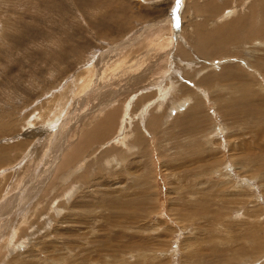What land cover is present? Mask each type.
<instances>
[{
    "label": "rangeland",
    "instance_id": "obj_1",
    "mask_svg": "<svg viewBox=\"0 0 264 264\" xmlns=\"http://www.w3.org/2000/svg\"><path fill=\"white\" fill-rule=\"evenodd\" d=\"M203 1L0 0V264H264V33L195 60ZM257 2L229 0L224 22ZM178 60L182 85L231 67L254 83L188 81L201 108L179 122L191 95L154 101Z\"/></svg>",
    "mask_w": 264,
    "mask_h": 264
},
{
    "label": "bare ground",
    "instance_id": "obj_2",
    "mask_svg": "<svg viewBox=\"0 0 264 264\" xmlns=\"http://www.w3.org/2000/svg\"><path fill=\"white\" fill-rule=\"evenodd\" d=\"M203 1V0H202ZM3 2V1H2ZM183 3V2H182ZM205 3V4H204ZM220 3V4H219ZM203 6H195V11H196V21L197 23H195V26H190L188 28V32L186 33V36L183 34V39H185V41L193 48L192 51L190 52H194L196 53V58L195 60H200L202 59V61L206 60V61H215L216 59H220L222 57H225L229 54H233L232 50L233 47L237 48L240 46H247V44L251 43H255L257 40H263V38L260 36V33H264V1L262 0V2H257L254 6V9L251 13V15L249 16H245L242 18H236V20H231L228 22H224L226 20H229L233 17V13L236 12L235 10H227L225 11L224 14L221 15L223 10L228 9L227 6L229 4V0H204L203 1ZM1 5V4H0ZM183 5V4H181ZM233 7V6H232ZM194 9V8H193ZM233 9V8H232ZM191 10V9H190ZM192 11V10H191ZM240 11V10H237ZM109 13V12H108ZM190 14V13H189ZM191 15V14H190ZM221 15V16H220ZM235 15V14H234ZM216 16H219L217 19ZM120 17V16H119ZM191 18L193 19V15H191ZM212 19V20H210ZM215 19V20H213ZM234 19V18H233ZM121 20V19H120ZM124 20V19H123ZM194 21V20H193ZM224 22V24H220ZM121 23H123L121 21ZM219 23V24H218ZM216 24H218L216 27H214ZM211 26L214 27L212 29L208 28L207 26ZM191 28V29H190ZM186 31V30H185ZM183 30V33L185 32ZM251 38H253V41L251 40ZM259 41V42H260ZM169 42V41H168ZM185 44V43H184ZM258 44V43H257ZM260 44L264 45V41L261 42ZM148 46V45H147ZM184 46V45H183ZM249 47V46H248ZM185 48V47H184ZM241 48V47H240ZM2 49V48H1ZM191 49V48H190ZM243 49V48H242ZM184 51V55L180 52V55L182 56V58L184 59H188L190 58V52L186 51L185 49H182ZM143 52V51H142ZM146 54L148 53L147 51H145ZM144 52V55H145ZM249 52V51H248ZM187 54V55H186ZM143 55V54H142ZM140 55V56H142ZM243 55V54H242ZM147 56V55H145ZM245 56V55H244ZM248 56V55H247ZM178 59H180L178 57ZM148 59H145L144 61L147 62ZM143 61V62H144ZM180 61V60H178ZM220 61V60H219ZM144 62V63H145ZM158 62V61H157ZM182 62V64L178 65L176 70H179L178 72H176V75L178 76L177 78H175V80L172 81V84H170V86L168 84L167 87L164 86V90L163 92H159L158 89V93L162 94V98H159L158 96L155 97V104L157 105V107H164L165 106V102L168 101V95L172 97V99L174 100L175 97L176 99H181L182 97H187L184 98L183 101L189 100V96L192 98L193 103L195 106H191L188 111L187 114H183L181 117H177V120L180 122L182 119H185L186 117H194L196 116V111L200 110V104L199 102L201 101L200 98H198L195 94H190V91L188 90H184L186 83L188 81H195V85L196 87H210L213 85H216L217 83L222 85V86H229L231 81H234V83L236 84H243L245 86L247 85H252L254 83L253 79L250 77V74H246V72L240 68V67H231L228 69H225L223 71L220 72H216V73H210V74H206L205 76L201 77V78H196V76H198V74H195L192 78V75H188L185 78V85H182L180 83V79L179 78L184 72L182 70H186L185 67L190 66L188 64V66H185L184 64L187 62ZM179 62V63H180ZM102 63V62H101ZM159 63V62H158ZM209 63V62H207ZM107 64V63H106ZM192 64V63H191ZM91 65V64H90ZM185 67H184V66ZM201 65V64H199ZM104 66V65H103ZM195 66V65H194ZM98 67V66H97ZM198 67V66H197ZM217 67V66H216ZM88 69V68H87ZM192 70H194L195 68H191ZM216 69V68H215ZM153 69L150 68V70H146L141 72V74H144L146 72H149L150 74H152ZM184 70V71H185ZM196 70V69H195ZM174 71V69H173ZM187 71V70H186ZM181 72H183L181 74ZM194 72V71H193ZM198 72V71H197ZM209 72V71H208ZM262 72V71H261ZM264 73V72H263ZM89 74V73H88ZM165 74V73H163ZM171 76V73L170 75ZM183 76V75H182ZM255 75L253 74V77ZM174 77H176L174 75ZM173 77V78H174ZM157 78V77H156ZM155 78V79H156ZM103 79V78H102ZM167 79V78H165ZM169 79V78H168ZM263 79V78H261ZM149 80V79H148ZM163 80V79H162ZM171 80V78H170ZM183 80V79H182ZM135 82V81H134ZM150 83H156L153 82V80H149ZM143 83V82H142ZM161 83V82H159ZM171 83V82H170ZM180 83V86H178V84ZM260 84V83H259ZM257 85V84H256ZM153 86V85H152ZM157 86V85H156ZM163 86V85H162ZM161 86V87H162ZM160 88V86H159ZM189 88V87H188ZM261 88V87H260ZM153 89V88H152ZM209 89V88H208ZM224 89V88H222ZM161 90V89H160ZM161 90V91H162ZM184 90V91H183ZM231 90V89H230ZM115 91V90H114ZM155 91V90H154ZM199 91V90H198ZM185 92V95L183 94ZM202 94V93H201ZM203 95V94H202ZM209 95V94H208ZM148 98L151 97L149 96V94L146 95ZM145 96V97H146ZM196 96V97H195ZM216 96V95H215ZM235 96V95H234ZM143 97V96H142ZM141 97V98H142ZM195 97V98H194ZM147 98V99H148ZM232 98V97H230ZM235 98V97H234ZM243 98H245V95H241V99H235V100H231V102H235V103H239L242 102ZM120 99V98H119ZM132 99V98H131ZM143 99V98H142ZM146 99V98H145ZM225 100V96L222 95H218L217 97H213V101L215 102V104L217 105V103L220 105V101ZM248 100V99H247ZM113 101V100H112ZM143 101V100H142ZM153 101V100H152ZM153 101V102H154ZM183 103V102H182ZM188 103V102H187ZM186 104L179 105L180 109L183 108ZM227 104V103H226ZM247 104V103H246ZM151 105V104H150ZM167 105V104H166ZM230 105V104H229ZM127 106L126 109H128L129 104L125 105ZM146 106V105H145ZM149 106V105H148ZM148 106L145 107V109L143 111H141L142 115L141 117L145 116L146 114L148 115L149 112L151 113V111L148 109ZM231 106V105H230ZM229 106V107H230ZM57 110H56V114L57 116H59L60 114H62L63 110L61 109L62 106L59 105L56 106ZM56 107H54L56 109ZM64 107V106H63ZM131 107V106H130ZM228 107V108H229ZM48 108V107H47ZM219 108V107H218ZM222 110L224 109L223 107H221ZM130 109V108H129ZM245 110V109H244ZM55 111V110H54ZM128 111V110H127ZM154 111V110H153ZM164 112V111H163ZM128 113V112H126ZM130 113V112H129ZM128 113V114H129ZM160 112L158 111L156 114L152 115L148 120V128L149 130L155 131L156 127L163 121L167 120V118H165V115L160 116L159 114ZM52 116L54 113H51ZM130 115V117H129ZM128 117H126L124 115V118H126L127 122H130V120L133 119V117H137V115L134 114H129ZM139 115V114H138ZM171 115V113H170ZM56 116V117H57ZM106 116V115H105ZM238 117V116H237ZM60 118V117H59ZM107 119H109V114L107 115ZM123 119V118H122ZM135 119V118H134ZM170 119V118H169ZM50 119V122L54 121ZM125 120V121H126ZM104 122V121H103ZM4 124V123H3ZM180 124V123H179ZM123 125V124H122ZM125 125V123H124ZM146 126V125H145ZM144 126V127H145ZM2 127V126H1ZM84 129V128H83ZM125 130V129H124ZM143 130V129H142ZM145 131V130H144ZM98 132V127H96L93 131L89 132V137L91 139H94L96 133ZM121 133V132H120ZM133 135V134H132ZM132 135L127 132V135L124 134V137H120L117 138V141L120 143H125L128 138H132ZM214 135V134H213ZM122 136V135H121ZM86 143V142H85ZM128 143V141H127ZM130 143V142H129ZM104 145V144H103ZM128 145V144H127ZM142 147V146H141ZM60 154V153H59ZM67 156V155H66ZM8 166V165H7ZM57 172V171H56ZM2 175L4 174L3 172L1 173ZM1 183V182H0ZM36 190V189H35ZM53 192V191H52ZM52 197V195H51ZM54 201V200H53ZM52 201V202H53ZM4 209V208H3ZM6 209V208H5ZM252 238V236H251ZM253 250V249H252Z\"/></svg>",
    "mask_w": 264,
    "mask_h": 264
},
{
    "label": "snow or ice",
    "instance_id": "obj_3",
    "mask_svg": "<svg viewBox=\"0 0 264 264\" xmlns=\"http://www.w3.org/2000/svg\"><path fill=\"white\" fill-rule=\"evenodd\" d=\"M178 2H179V0H178Z\"/></svg>",
    "mask_w": 264,
    "mask_h": 264
}]
</instances>
